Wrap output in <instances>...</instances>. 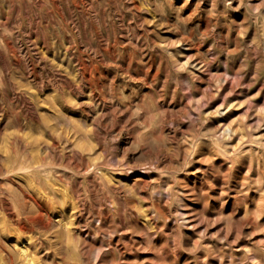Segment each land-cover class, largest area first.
Instances as JSON below:
<instances>
[{
    "label": "rangeland",
    "instance_id": "rangeland-1",
    "mask_svg": "<svg viewBox=\"0 0 264 264\" xmlns=\"http://www.w3.org/2000/svg\"><path fill=\"white\" fill-rule=\"evenodd\" d=\"M12 236L40 264H264V0H0L20 264Z\"/></svg>",
    "mask_w": 264,
    "mask_h": 264
},
{
    "label": "bare ground",
    "instance_id": "bare-ground-1",
    "mask_svg": "<svg viewBox=\"0 0 264 264\" xmlns=\"http://www.w3.org/2000/svg\"><path fill=\"white\" fill-rule=\"evenodd\" d=\"M36 165H38V164H36ZM21 166V165H20ZM19 166V167H20ZM22 166H23V164H22ZM41 166V165H40ZM24 167H25V165H24ZM27 167V166H26ZM19 171H15V172H18V173H21V172H24L25 170H24V168L22 167V168H19L18 169ZM29 170V169H28ZM42 170V169H41ZM40 170V171H41ZM37 171V170H36ZM39 171V172H40ZM17 173V174H18ZM22 174V173H21ZM21 174H19V175H21ZM29 174V173H28ZM23 175L27 178V181L28 182H30V180L31 179H29V177H27V176H29V175H27V174H24L23 173ZM23 175H21V176H23ZM24 177V178H25ZM23 178V177H22ZM32 178V177H31ZM33 180V179H32ZM47 183H48V180H47ZM50 183V182H49ZM30 184V183H29ZM33 183L31 182V184H30V186L32 185ZM51 184H54V183H50V185ZM35 186H36V184H35ZM32 187V186H31ZM34 187V186H33ZM38 187V186H37ZM36 187H34V190H36L35 189ZM39 188V187H38ZM37 188V189H38ZM33 189V188H32ZM39 190V189H38ZM38 190H36L37 192H36V194L37 193H39L38 195L40 196V197H45V199H46V194L47 193H45V190L44 191H38ZM66 192V191H65ZM59 193L61 194V192L59 191ZM58 193V194H59ZM62 194H64L65 195V193L64 192H62ZM61 194V195H62ZM49 194H47V196H48ZM64 195H62V196H64ZM28 197H30L31 199H32V201H34V203L37 205V207H38V209H39V213L43 210V209H45L44 207H43V205H41V203H39L34 197H32L31 196V194H29V195H27ZM59 196V195H58ZM61 196V197H62ZM60 197V196H59ZM47 198H49V197H47ZM63 198V197H62ZM62 198H61V200H60V202H58L59 203V205L60 206H54V210H53V213H56V212H58L60 209H64L65 210V203L62 201ZM64 198H66V197H64ZM69 198V197H68ZM44 199V200H45ZM64 200V199H63ZM69 200H70V198H69ZM46 201V200H45ZM49 202H51L50 200H48ZM57 201V200H56ZM71 201V200H70ZM47 202V201H46ZM72 202V201H71ZM71 202H69V203H67L70 207H71V209H73L74 207H75V205H74V207H73V204L71 203ZM67 205V206H68ZM65 206V207H64ZM58 207V208H57ZM52 209V208H51ZM70 209V208H69ZM9 210V209H8ZM11 212V211H10ZM11 213H13V212H11ZM11 213H8V214H10L11 215ZM14 214V213H13ZM13 214H12V216L11 217H13ZM17 214H18V212H17ZM58 214V213H57ZM9 216V215H8ZM18 219L16 218V221H17ZM59 221H62V219H59ZM17 226H18V231L20 230V231H23L24 229H25V224H23L22 222H18V224H16ZM17 226H16V228H17ZM63 226H65L66 227V223H63ZM67 228V227H66ZM67 230V229H66ZM2 231V230H1ZM14 235H16V234H14ZM19 236V235H18ZM18 236H12L11 237V239H12V241H13V243H14V245L17 247V253H18V255H19V257L20 258H18L19 260H17L20 264H40V259H39V256H36V254L35 253H32V254H30L29 252H27V245L24 243V241L27 239V238H24V239H21V238H19ZM2 256V255H1ZM6 257V256H5ZM11 257V256H10ZM9 259V258H8ZM7 259V260H8ZM12 260H14V259H9L7 262L5 261V259H4V256L3 257H0V264H17V263H15L16 262V260H15V262L14 261H12Z\"/></svg>",
    "mask_w": 264,
    "mask_h": 264
}]
</instances>
